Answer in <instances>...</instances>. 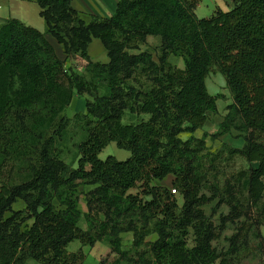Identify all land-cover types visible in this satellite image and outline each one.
I'll list each match as a JSON object with an SVG mask.
<instances>
[{
	"label": "trees",
	"instance_id": "trees-1",
	"mask_svg": "<svg viewBox=\"0 0 264 264\" xmlns=\"http://www.w3.org/2000/svg\"><path fill=\"white\" fill-rule=\"evenodd\" d=\"M35 1L66 59L36 27L14 17L0 24V264H84L82 248L68 249L76 239L90 246L107 241L118 263L228 264L255 230L264 239V0H233L230 10L209 17L196 14L199 0H120L112 16L90 22L72 0ZM149 36L160 38L157 53L141 49ZM93 38L102 41L109 62L91 59ZM71 56L86 61L90 78L66 68ZM214 71L224 75L233 101L212 137L234 129L244 139L242 147L224 142L216 158L228 153L249 164L222 188L209 182L214 158L203 166L207 137L194 135L218 111L222 94H211L206 84ZM75 92L90 96L86 112L74 115L88 133L78 145L77 166L54 148V135L71 121L61 115ZM127 110L133 120L124 123ZM112 141L131 155L102 159ZM8 154L27 165L24 180H4ZM169 174L171 188L153 184ZM83 184L95 187L80 192ZM20 199L25 207L14 208ZM215 199L208 214L205 206ZM223 204L229 213L220 212L217 223ZM240 221L230 249L219 250L214 241L228 223ZM124 232L133 233L129 249L122 247ZM151 233L155 240L147 239Z\"/></svg>",
	"mask_w": 264,
	"mask_h": 264
},
{
	"label": "rangeland",
	"instance_id": "rangeland-1",
	"mask_svg": "<svg viewBox=\"0 0 264 264\" xmlns=\"http://www.w3.org/2000/svg\"><path fill=\"white\" fill-rule=\"evenodd\" d=\"M200 1V0H199ZM214 2L212 0H204L201 7L198 8V12L196 14L199 17H205L206 8L208 5H212ZM204 11V12H202ZM150 39L148 40L147 44L142 45L141 49H150L153 52L157 53V48L160 43L159 37L149 36ZM100 44L102 48L104 49L102 43L99 39H94L93 43L90 45V51L94 48V45ZM106 50L104 49V52ZM134 52H138V50H132ZM96 57V56H93ZM106 61L109 59L106 51ZM103 58V54H102ZM100 59L101 58H97ZM86 61L82 59L79 56H71L67 62H66V68H70L75 72L82 73L86 75L88 78H90V73L86 71L85 69ZM181 67H184V64H180ZM217 72H213V74H209L210 76L206 79L207 87L211 94L217 95L222 94V96L217 101L218 104V111L216 113H210L208 120L206 121L207 125L206 127H202L194 132V135L202 137H207V150L204 151V160H203V166L205 169H207V165L209 164V161L214 158L215 167L214 169L209 170V182L218 184L219 187H223L224 181L227 177H229L231 174H236L237 172L247 169L249 167L248 162L246 159L242 156L235 155L232 157L228 156V153H225L224 156L220 158H216L217 152L221 149L222 144L224 142H229L233 146L241 147L240 144H243L244 139L239 137L240 132L237 130H232L227 135H223L217 138H213L212 134L217 132L219 129V123L224 119L225 114L227 113L226 106L228 103H231L233 101L231 92L229 88L227 87V84L224 83V80L222 82L219 81ZM219 75L223 78L224 75L219 72ZM210 77V78H209ZM209 78V79H208ZM104 88L100 87L99 94H104ZM79 99H82L81 102V108L80 110L84 109L86 106V99L90 98V96L84 95L78 97ZM79 109L74 107V105H70L65 112L61 115L64 116V118H71V121L68 123L66 128L63 130L61 135H54L55 138V150L59 153L61 158L65 160L68 163L73 164L74 166H77V159H78V145L81 143L88 135L87 130L84 126V123L80 120H77L74 118L75 113L81 112ZM59 117L56 120V128L58 127V124L62 117ZM123 119L124 123H128L133 120V115L127 110L126 115ZM55 127L51 129L50 134L53 133V130ZM181 136L183 138L187 137L186 133H182ZM109 155L116 156L119 160L127 159L131 152L129 150L119 148L116 144V142L112 141L110 142L101 152L100 157L102 159H105ZM7 164L4 168L3 178L5 181H21L24 180L27 176V165L22 162V159L17 158L16 156L8 154L7 156ZM10 172H12L10 174ZM12 178V179H11ZM170 180L167 179L164 183L170 184ZM209 183L205 184V191L207 194H210L208 191ZM139 188L131 189L130 192L137 193ZM175 194L177 198L180 201V204H182L183 199L179 192L175 191ZM81 205H83L84 210L86 209L84 196H81ZM218 199H215L214 202L211 205L205 206V211L210 214L211 208L216 204ZM223 212L225 214L229 213V207L225 204L221 205L218 213L215 215L216 222H219V213ZM240 220H246L245 217H242ZM241 225L240 222H230L228 223L227 228L224 230L223 235L220 239L214 241L215 246L224 252L228 251L230 249V241L228 240L229 237H231L233 234H235ZM260 231L262 232L264 236V225L260 227ZM256 232V230H255ZM253 232L250 234V237L246 241H242L239 246V253L235 255H231L228 264H264V239H260L256 233ZM133 237L132 232L124 233V242L123 246L127 249L131 247L132 241H130ZM157 238V234H152L148 237L149 240H155ZM193 234L191 233L189 236V246L193 245ZM83 246V247H82ZM80 248L84 250L86 253V259L84 263L86 264H99L101 261H103V264H125L123 262L118 263L116 262V259L118 255L114 252H112V249L110 245L107 243V241H100L99 243L95 244V246L90 245H83L79 240L72 241L68 249L71 251H78ZM27 264V262H26ZM28 264H40L39 262L35 260H30ZM218 264V263H217Z\"/></svg>",
	"mask_w": 264,
	"mask_h": 264
},
{
	"label": "crops",
	"instance_id": "crops-1",
	"mask_svg": "<svg viewBox=\"0 0 264 264\" xmlns=\"http://www.w3.org/2000/svg\"><path fill=\"white\" fill-rule=\"evenodd\" d=\"M119 1L120 0H72V4L78 10V12L82 16V18L86 22H90L93 19V17H95V16H97V17H110V16H112L116 11L117 4ZM203 1L204 0L198 1V4H197L196 9H195L196 12H198V8L201 7V5L203 4ZM212 1L214 3L212 5H208L206 8L207 14L205 15V17H209V16L214 15L218 10H223V11L230 10L234 4L233 0H212ZM202 12H204V11H202ZM12 17L18 18V19L24 21L25 23H27L31 26H34L37 29H39L40 31H42L45 34L48 41L54 46L57 55L63 60L66 59V53H65V49H64L63 44L59 43L58 40L49 32L48 24H47L46 20L44 19V17L41 16L40 7L35 0H0V24H2L5 20L12 18ZM94 39H99V38H93L92 39V41L90 42L89 47H88V53L90 51V45L93 43ZM149 39H150V37H148V40ZM100 42L102 43L101 40H100ZM102 45H103V43H102ZM103 47H104V45H103ZM104 49L107 51V49L105 47H104ZM104 49L102 48V46L100 44L94 45V48L91 49V53H89L91 59L93 61H99L102 63L109 62L110 58L106 61V57H105L106 51L104 52ZM102 54H103V58H102ZM107 55H108V51H107ZM93 56H96V57H93ZM97 58H101L102 61H100V59H97ZM169 60L174 65H177L178 67H181L180 64H182V63L184 64L183 59L181 57H177L175 55H170ZM181 68H183V67H181ZM214 72H217L216 74L218 75L220 82H222L224 80V83L227 84L226 79L219 75V71H214ZM211 74H213V72H211ZM210 75H208V76H210ZM78 97H80V96L78 95V93L75 92L70 105H72V106L74 105V107H76L77 109L80 110L82 99H79ZM228 104H230V103H228ZM80 111L86 112V106L84 109H82ZM210 113H213V112H210ZM144 117L148 118L149 115H144ZM206 125H207V123H205L204 127H206ZM186 134H187L186 138H188L191 135L190 133H186ZM227 134H231V133H226L224 135H227ZM197 137H199V136H197ZM186 138H184V139H186ZM226 143L230 144L228 141ZM243 145H244V142H243V144H240L241 147ZM236 147H238V146H236ZM174 178L175 177L173 174H169L163 180L154 179L153 184L166 185V186L171 188ZM167 179H169L171 181L170 182L171 186L169 184L164 183ZM94 187H95V185L83 184V185H80L78 189L80 192H87V191L93 189ZM82 195L84 196V194H81V196ZM83 200L85 201V196H84ZM81 201H82V199L80 197V209L82 210V212H86L87 210H84L83 205H81ZM85 205H86V201H85ZM24 207H25V202L22 199H20L14 203V208H16V209H22ZM86 209H87V207H86ZM80 225L84 229L87 228V225L83 219V216H82V219L80 220ZM124 233H128V232H124ZM124 233H122V237H124ZM152 234H154V233H151L150 235H152ZM150 235H148V237ZM148 237H147V239H148ZM130 241H133V237ZM99 242L100 241L96 242V244ZM123 242H124V238H123ZM130 243L132 245V242H130ZM122 247H123V249H126L123 245H122ZM127 249H129V248H127ZM29 261L30 260L27 261V264ZM84 264H86V262Z\"/></svg>",
	"mask_w": 264,
	"mask_h": 264
}]
</instances>
